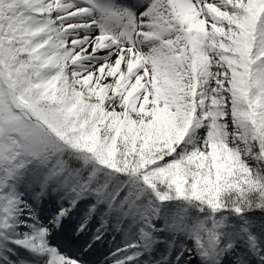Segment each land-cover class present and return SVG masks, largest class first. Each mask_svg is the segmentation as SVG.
Wrapping results in <instances>:
<instances>
[{
    "label": "snow or ice",
    "instance_id": "1",
    "mask_svg": "<svg viewBox=\"0 0 264 264\" xmlns=\"http://www.w3.org/2000/svg\"><path fill=\"white\" fill-rule=\"evenodd\" d=\"M0 264H264V0H0Z\"/></svg>",
    "mask_w": 264,
    "mask_h": 264
},
{
    "label": "rangeland",
    "instance_id": "2",
    "mask_svg": "<svg viewBox=\"0 0 264 264\" xmlns=\"http://www.w3.org/2000/svg\"><path fill=\"white\" fill-rule=\"evenodd\" d=\"M146 51V49H145ZM113 249H114V246H113ZM109 249H108V246L105 245L104 247L98 249L97 253H96V256H97V259L98 261H102L104 259V257L106 255H109Z\"/></svg>",
    "mask_w": 264,
    "mask_h": 264
}]
</instances>
